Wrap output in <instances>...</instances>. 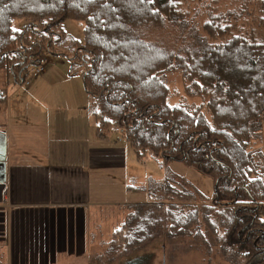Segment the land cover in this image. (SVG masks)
I'll use <instances>...</instances> for the list:
<instances>
[{
  "label": "trees",
  "instance_id": "16d2710c",
  "mask_svg": "<svg viewBox=\"0 0 264 264\" xmlns=\"http://www.w3.org/2000/svg\"><path fill=\"white\" fill-rule=\"evenodd\" d=\"M180 1L0 0V107L10 83L22 82L50 49V29L67 18L82 22L79 60L86 67L83 86L98 136L119 131L138 160L159 161L168 174L158 181L162 190L158 183L149 186L155 200L124 205L126 218L111 234L105 255L143 249L163 235L189 234L208 246L204 225L222 231L227 254L237 252L243 264H264L259 206L264 204V153L248 150L264 115V38L229 33L227 17L233 12L211 13L200 29L186 18ZM261 9L264 27V2ZM18 20L28 26L14 29ZM152 27H170L174 35L169 42L151 40ZM60 34L62 46L68 38ZM224 36L229 37L221 40ZM167 72L181 74L186 92L203 99L210 120L201 109L169 105ZM171 162L210 176L212 201L198 204L195 192L174 186L167 169ZM124 264L149 262L140 256Z\"/></svg>",
  "mask_w": 264,
  "mask_h": 264
},
{
  "label": "crops",
  "instance_id": "0c3cea01",
  "mask_svg": "<svg viewBox=\"0 0 264 264\" xmlns=\"http://www.w3.org/2000/svg\"><path fill=\"white\" fill-rule=\"evenodd\" d=\"M68 59L56 82L49 69L28 85L11 82L0 107V264L89 263L107 243L91 238L93 228L112 221V234L124 205L138 202L124 201V193L154 184L122 134L98 136L90 98L71 82L84 69Z\"/></svg>",
  "mask_w": 264,
  "mask_h": 264
},
{
  "label": "rangeland",
  "instance_id": "374dc122",
  "mask_svg": "<svg viewBox=\"0 0 264 264\" xmlns=\"http://www.w3.org/2000/svg\"><path fill=\"white\" fill-rule=\"evenodd\" d=\"M263 2L264 0H181L179 8L184 10L186 18L193 24L199 26L200 29L211 13L225 14L227 12H233L234 14L232 16L227 17V21L230 22L232 26L229 33L264 38V27L262 26L263 21L261 20L263 18L261 9ZM27 26L28 22L26 20H18L14 23V29L18 31H21ZM59 26L60 28L54 27L50 29L52 34L50 35L52 45L50 49L44 52V56L48 61L45 69L47 72V69L50 70V79H54L55 82L63 77L64 73L67 72V68L70 69L71 63L68 58H71L73 64H76L74 69L77 72L86 68L83 62L81 63L79 60L83 51L81 45L85 42L83 23L67 18L64 19ZM60 30H62L65 37L70 40V42L67 40L66 44H64L67 49L59 48V43L57 41H60L62 38ZM147 34L151 40L169 42L170 37H173L174 35V31L170 27H152L148 29ZM228 37L229 36H224L221 40ZM72 44L79 45L73 47L74 45L71 46ZM33 79H35V77H31L29 83H31ZM164 80L170 92L168 98L169 105L185 106L191 112L201 109L205 117L210 120V114L204 109L203 99L196 95H189L186 92V85L188 82L184 80L180 73L167 72L164 74ZM71 82H81L83 85V80L81 78ZM14 84L16 83H13V85ZM72 85H74V88L77 86L75 84ZM86 94L85 96L87 97L88 95ZM110 134L112 136L116 135L121 137L119 131H111ZM248 150L252 152L260 150L264 153V115L262 117L261 131L251 140ZM143 162V165L146 167L140 166V169L143 173H146L147 171L151 173L152 179L150 184H153L152 181H154L155 184H153L150 189H155L158 181L165 178L168 174L163 168H161L159 161L143 159ZM173 163L176 170L171 166L172 162L168 164L167 169L172 173L174 186L179 185L195 192L194 201L198 204L203 201H212L211 197L214 192V180L210 176L195 168H193V170L189 169L191 167H187L181 162ZM174 172L180 175L190 173L188 176L189 180L185 181L183 178H179ZM130 183L137 186L134 179H131ZM158 184L162 190L164 187L161 186L163 185V182H159ZM138 188H140V186ZM198 194H201L204 197L200 198ZM123 200L148 202L155 200V197L154 192L152 191L144 192L140 190L136 192L135 190H132L131 192L124 193ZM259 206L262 210L260 218L264 220V204H260ZM125 218L126 211L124 220ZM99 220H103V217ZM200 228L208 240V246L201 241H197L189 234L173 236L170 238L163 235L154 240L147 247L140 250H128V253H123L120 250H117L108 252V254L105 255L104 251L106 247L102 246L100 249H97L96 251L94 250L95 252L93 251L94 253H92L91 256L97 255L98 257L96 259L93 258L91 264H124L127 261L140 256L146 257L149 264H243V260L240 256H237V252L230 250L227 254V252L222 250L220 244V241H222V231L217 234L208 230L204 225H201ZM112 229V221L109 222L106 228L101 226L100 232L93 228V232L91 231V238H98L99 241L108 242L111 237L109 230L111 231ZM105 245L107 246V243ZM87 264L89 263L87 262Z\"/></svg>",
  "mask_w": 264,
  "mask_h": 264
},
{
  "label": "built area",
  "instance_id": "2783aa9c",
  "mask_svg": "<svg viewBox=\"0 0 264 264\" xmlns=\"http://www.w3.org/2000/svg\"><path fill=\"white\" fill-rule=\"evenodd\" d=\"M48 63L44 55L39 57L36 62L28 69L26 77L20 82L23 85L29 84V79L31 77H36L42 74L45 70V66Z\"/></svg>",
  "mask_w": 264,
  "mask_h": 264
}]
</instances>
